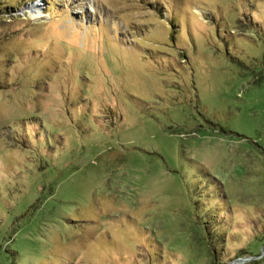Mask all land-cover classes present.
<instances>
[{"label":"rangeland","instance_id":"374dc122","mask_svg":"<svg viewBox=\"0 0 264 264\" xmlns=\"http://www.w3.org/2000/svg\"><path fill=\"white\" fill-rule=\"evenodd\" d=\"M0 264H264V0H0Z\"/></svg>","mask_w":264,"mask_h":264}]
</instances>
